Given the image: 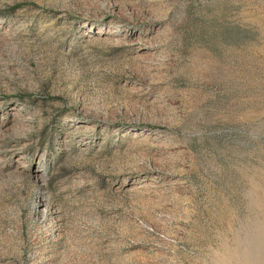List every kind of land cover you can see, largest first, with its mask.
Listing matches in <instances>:
<instances>
[{"label":"rangeland","instance_id":"1","mask_svg":"<svg viewBox=\"0 0 264 264\" xmlns=\"http://www.w3.org/2000/svg\"><path fill=\"white\" fill-rule=\"evenodd\" d=\"M0 264H264V0H0Z\"/></svg>","mask_w":264,"mask_h":264}]
</instances>
